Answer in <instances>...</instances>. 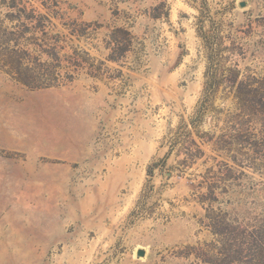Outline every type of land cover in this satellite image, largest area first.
Segmentation results:
<instances>
[{"label":"rangeland","instance_id":"rangeland-1","mask_svg":"<svg viewBox=\"0 0 264 264\" xmlns=\"http://www.w3.org/2000/svg\"><path fill=\"white\" fill-rule=\"evenodd\" d=\"M22 1L21 35L0 0V264H264V0Z\"/></svg>","mask_w":264,"mask_h":264},{"label":"trees","instance_id":"trees-1","mask_svg":"<svg viewBox=\"0 0 264 264\" xmlns=\"http://www.w3.org/2000/svg\"><path fill=\"white\" fill-rule=\"evenodd\" d=\"M7 7L10 9L9 12L6 13L7 18L13 23L12 27L16 31H11L8 34H24L27 31H38V20L35 18L33 14V9L27 10L25 4L22 0H10L8 4H6ZM11 38H6L5 42L10 41ZM29 45V44H25ZM15 46L19 47V42H15L13 44V47L10 49L11 54H15L18 49H15ZM28 47V46H27ZM37 47H41L40 44H37ZM37 49V48H36ZM40 52L47 53V50L45 48H38ZM54 49V47H53ZM27 52L26 50H24ZM49 53V52H48ZM10 59V57H9ZM4 65H6L8 68H6V72L10 74L14 79L26 84L29 87H43V86H50V82H41L39 79L44 73L47 72L49 75L52 74V65H46L47 67L45 69H38L35 64H24L21 60L16 59H10V60H3ZM52 64V63H50ZM72 78V75H67L66 78ZM54 79V78H51ZM46 80V78H45ZM71 80V79H69ZM46 83V85H44ZM252 92H255L257 90H251ZM262 98L264 96L261 95ZM264 106V105H263Z\"/></svg>","mask_w":264,"mask_h":264},{"label":"water","instance_id":"water-1","mask_svg":"<svg viewBox=\"0 0 264 264\" xmlns=\"http://www.w3.org/2000/svg\"><path fill=\"white\" fill-rule=\"evenodd\" d=\"M143 253L141 252L140 255H142Z\"/></svg>","mask_w":264,"mask_h":264}]
</instances>
